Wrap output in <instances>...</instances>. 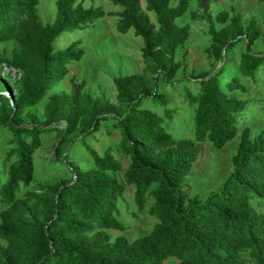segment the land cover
I'll return each mask as SVG.
<instances>
[{
	"label": "trees",
	"instance_id": "1",
	"mask_svg": "<svg viewBox=\"0 0 264 264\" xmlns=\"http://www.w3.org/2000/svg\"><path fill=\"white\" fill-rule=\"evenodd\" d=\"M111 1L122 8L116 13L117 31L125 34L132 29L143 40L142 56L156 66L162 64L166 79L175 78L182 65L176 61V50L191 29L177 19L189 11L191 0H145V7L142 0ZM213 1L197 0L198 9L191 11L194 19L209 22V54L221 61L225 51L246 36L239 72L256 80L264 54L251 48L264 32L246 31L241 16L226 10L214 17L210 13ZM259 1L264 29V0ZM38 4L39 0H0V43H15L10 52L0 51V75L4 65L20 73L16 91L9 81H0V111L14 144L0 163V264H165L169 259H175V264H264V129L255 136L250 125L240 129L248 100L236 92H246L247 87L239 76L223 85L224 65L215 73H205L196 90L186 88L195 112L191 138H175L166 129L165 119L175 114L166 95L158 94L164 115L141 106L139 92L149 88L147 76L125 74L114 81L117 99L125 105L114 121L121 132V153L129 160L123 179L134 188L139 210L152 199L148 211L157 222L149 233L133 240L124 234L113 238L109 230L128 228L118 217V201L126 188L118 176L121 159L111 150L101 154L86 141L94 166L83 170L72 165L75 177L54 188L52 202L46 205V223L28 227L21 220L25 204L21 191L34 180L35 151L53 130L25 126L22 116L49 96L69 73V66L85 54L81 39L62 49L55 48V40L107 14L102 7L85 6L82 1L56 0L55 20L43 23ZM83 88L84 83L72 79L71 92L50 95L46 115L56 124L58 153L84 123ZM4 90L11 93L10 98ZM105 118L93 116L83 125L84 136L99 130ZM62 119L64 126L58 125ZM239 134L230 175L205 199L188 198L182 187L202 143L208 140L223 148Z\"/></svg>",
	"mask_w": 264,
	"mask_h": 264
},
{
	"label": "rangeland",
	"instance_id": "2",
	"mask_svg": "<svg viewBox=\"0 0 264 264\" xmlns=\"http://www.w3.org/2000/svg\"><path fill=\"white\" fill-rule=\"evenodd\" d=\"M85 6H100L107 14L85 28L63 32L54 42L56 49L66 47L70 42L81 39L85 49L84 56L69 66V73L52 90L51 94H62L72 91V79L84 83L83 95L86 107L83 114L84 123L71 136V143L64 146L63 151L56 152L59 139L54 123L47 119L46 106L50 102V95L38 105L28 108L23 114L21 123L25 126L51 127L53 130L48 137L44 136V143L34 154L35 176L28 187H23L21 194L25 197L22 221L31 227L33 224L46 223L48 209L54 188L73 181L75 174L72 165L85 170L94 166L86 141L101 154L106 150L121 159L122 170L118 176L126 186L123 198L118 201L120 209L119 219L128 224L125 231L109 230L113 238L120 234L130 240L149 233L157 222V218L149 214L152 199H149L144 210H139L134 201V188L125 183L123 171L129 160L120 150L121 132L114 125L115 117L124 110L116 96L115 79L120 75L140 73L150 79L149 88L139 92L142 95V107H149L164 115V105L158 94L168 97V106L175 110L172 119L166 118L164 125L175 138H191L194 135V108L186 97V88L196 90L198 81L205 73H215L222 65L221 75L224 85L233 76H239L246 85L247 91H237L239 98L247 99L245 117L240 129L245 125L252 128V136L264 129V64L258 72L256 80H249L239 72L241 53L246 49V36L235 46L224 53L223 60L212 57L208 48L212 43L210 25L206 20L194 19L191 11L197 10V0H191V7L186 14L177 19L181 25L189 24L190 36L187 41L176 50V61L182 65L173 79H166L163 65H154L151 59L142 56L143 40L136 36L131 29L127 33H120L116 29L117 12L122 8L114 5L111 0H78ZM143 6L145 7V0ZM239 14L246 31L259 29L262 33V4L259 0H214L210 13L215 17L221 11ZM38 12L43 23L53 22L56 18V0H39ZM151 18L155 20L153 12ZM217 27L223 26L215 22ZM13 41L0 43V51L9 52L14 47ZM252 52L264 54V35L252 46ZM20 73L16 69L4 65L0 75L1 80L9 81L18 90ZM9 98L11 93L2 91ZM11 102V100H10ZM95 115H105L100 129L88 136H84L83 125L91 122ZM4 114L0 111V163L7 152L14 146L11 139L12 130L3 122ZM65 125L62 119L60 124ZM240 134L228 142L223 148H216L210 141L202 143V152L195 161L192 174L182 187V191L193 198L197 196L205 199L209 192L218 188L232 171V157L238 148ZM7 176V169L3 170V178ZM175 259H169L165 264H175Z\"/></svg>",
	"mask_w": 264,
	"mask_h": 264
}]
</instances>
